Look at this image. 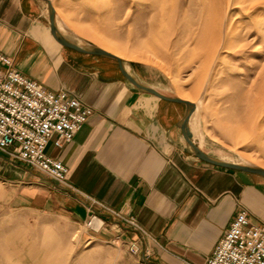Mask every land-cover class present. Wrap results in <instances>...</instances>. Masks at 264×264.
<instances>
[{
  "label": "crops",
  "instance_id": "obj_1",
  "mask_svg": "<svg viewBox=\"0 0 264 264\" xmlns=\"http://www.w3.org/2000/svg\"><path fill=\"white\" fill-rule=\"evenodd\" d=\"M0 51L46 90L92 108L69 143L55 147L53 135L46 146L67 167V184L0 153V208L43 220L38 229L76 234L88 246L79 258L90 264L99 247L127 264H204L238 211L264 226V176L198 157L182 129L189 106L136 86L114 57L62 45L43 0H0ZM122 67L141 85L178 97L132 62ZM188 122L199 148L221 160ZM112 211L133 216L140 229ZM133 240L136 254L128 250Z\"/></svg>",
  "mask_w": 264,
  "mask_h": 264
},
{
  "label": "rangeland",
  "instance_id": "obj_2",
  "mask_svg": "<svg viewBox=\"0 0 264 264\" xmlns=\"http://www.w3.org/2000/svg\"><path fill=\"white\" fill-rule=\"evenodd\" d=\"M50 1L65 38L119 54L193 102L200 146L264 168V0ZM42 221L0 208V264H90L76 234L38 229ZM96 254L97 264H127L118 252L115 261L105 248Z\"/></svg>",
  "mask_w": 264,
  "mask_h": 264
},
{
  "label": "built area",
  "instance_id": "obj_3",
  "mask_svg": "<svg viewBox=\"0 0 264 264\" xmlns=\"http://www.w3.org/2000/svg\"><path fill=\"white\" fill-rule=\"evenodd\" d=\"M91 112L79 98L64 90L48 91L20 73L12 58L0 51V153L67 184V167L48 155L46 146L53 135L55 147L69 143ZM112 212L140 229L133 216ZM128 250L139 252L136 240ZM204 264H264V226L251 223L246 210L238 211Z\"/></svg>",
  "mask_w": 264,
  "mask_h": 264
},
{
  "label": "water",
  "instance_id": "obj_4",
  "mask_svg": "<svg viewBox=\"0 0 264 264\" xmlns=\"http://www.w3.org/2000/svg\"><path fill=\"white\" fill-rule=\"evenodd\" d=\"M45 2L48 3L49 6H51V1L50 0H43ZM49 22H50V29H51V33L54 36V38L59 41L62 45L77 49V50H81V51H91V52H95V53H99V54H103V55H107L110 57H114L120 67L121 70L123 72V74L136 86L140 87L141 89H144L145 91H148L160 98H164V99H169L172 101H176V102H183L186 105L189 106V112L188 114L185 116L183 124H182V129L184 132V137L185 140L188 142V144L192 147V149L194 150L195 154L200 157L201 159H203L204 161L214 164V165H218V166H223V167H228V168H233V169H237L239 171H243L246 173H253V174H259V175H263L264 176V168L261 167H254V166H250V165H243L240 163H236V162H231V161H222V160H218L215 158L210 157L207 153H205L203 150H201L198 146H196L194 144V142L192 141V139L190 138V136L188 135V132L186 130V124L188 122L189 116L192 113V111L194 110V103L186 100V99H182L180 97H166L165 95L161 94L160 92H158L157 90H155L154 88L148 87V86H144L141 85L140 83H138L130 74H128L122 67V59L119 58L118 56L100 48V47H90V49H86L70 40H68L67 38H65L62 34H60V32L58 31L56 24H55V20H54V12L51 9L49 11Z\"/></svg>",
  "mask_w": 264,
  "mask_h": 264
},
{
  "label": "bare ground",
  "instance_id": "obj_5",
  "mask_svg": "<svg viewBox=\"0 0 264 264\" xmlns=\"http://www.w3.org/2000/svg\"><path fill=\"white\" fill-rule=\"evenodd\" d=\"M45 2V1H44ZM46 4H47V6H48V9L47 10H53V12H54V8H53V6H52V3H51V6H49L48 5V3L47 2H45ZM54 20H55V22H56V14H55V12H54ZM57 27V26H56ZM57 29H58V27H57ZM59 31V30H58ZM60 32V31H59ZM61 34V33H60ZM78 43V42H77ZM76 43V44H77ZM78 45H80V46H83V44H78ZM84 47H86V46H84ZM109 52V51H108ZM111 53V52H110ZM112 54H114V55H116V56H118L119 58H121V59H124V57L123 56H121V55H119V54H116V53H112ZM127 66V65H126ZM128 67V66H127ZM126 67V68H127ZM128 69V68H127ZM178 97H180V98H182V99H186V98H183V97H181V96H178ZM186 100H189V99H186ZM188 125H189V122H188ZM190 138L192 139V141L194 142V144L196 145V146H198L197 144H196V142L194 141L195 139H193V137H192V135L190 134ZM199 147V146H198ZM222 160V159H221ZM224 161H227V160H224ZM232 162V161H231ZM241 164V163H240ZM243 165H248V164H243ZM250 166H253V165H250ZM254 167H256V166H254Z\"/></svg>",
  "mask_w": 264,
  "mask_h": 264
}]
</instances>
